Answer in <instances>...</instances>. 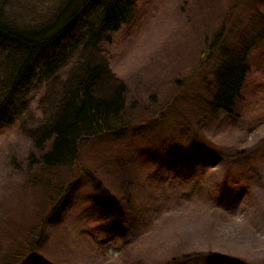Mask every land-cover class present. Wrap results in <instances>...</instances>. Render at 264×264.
<instances>
[{
	"label": "rangeland",
	"instance_id": "rangeland-1",
	"mask_svg": "<svg viewBox=\"0 0 264 264\" xmlns=\"http://www.w3.org/2000/svg\"><path fill=\"white\" fill-rule=\"evenodd\" d=\"M262 33L264 0H134L102 45L126 86L113 131L47 168L49 143L0 120V264L31 245L24 264H264V39L232 113L209 108L220 49Z\"/></svg>",
	"mask_w": 264,
	"mask_h": 264
},
{
	"label": "trees",
	"instance_id": "trees-1",
	"mask_svg": "<svg viewBox=\"0 0 264 264\" xmlns=\"http://www.w3.org/2000/svg\"><path fill=\"white\" fill-rule=\"evenodd\" d=\"M133 6L134 0H0V120L40 152L49 143L40 156L44 167L74 165L82 141L113 131L111 121L123 113L126 86L112 73L102 45L128 22ZM222 37L220 27L210 48ZM263 39L264 33L237 52L220 49L211 112L232 113L250 69L248 53L260 50ZM38 76L45 83L35 121L24 100ZM28 255L23 252L18 264Z\"/></svg>",
	"mask_w": 264,
	"mask_h": 264
}]
</instances>
